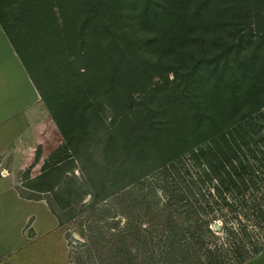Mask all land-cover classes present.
Listing matches in <instances>:
<instances>
[{
	"label": "trees",
	"instance_id": "1",
	"mask_svg": "<svg viewBox=\"0 0 264 264\" xmlns=\"http://www.w3.org/2000/svg\"><path fill=\"white\" fill-rule=\"evenodd\" d=\"M0 23L64 131L27 187L62 209L156 175L205 264L264 250V0H0ZM124 42L164 82L178 70L168 92L129 98ZM70 53L97 87L58 85L79 73Z\"/></svg>",
	"mask_w": 264,
	"mask_h": 264
},
{
	"label": "rangeland",
	"instance_id": "2",
	"mask_svg": "<svg viewBox=\"0 0 264 264\" xmlns=\"http://www.w3.org/2000/svg\"><path fill=\"white\" fill-rule=\"evenodd\" d=\"M9 34L15 47L18 46L17 32L9 31ZM123 48L130 63L122 80L131 100H138L141 92L153 85L165 86L164 92L169 91V82L177 75V69H168L166 83L156 71H149L144 66L132 45L124 42ZM68 59L78 67L79 73L67 82H58L62 89L72 87L75 93H79L83 88L98 86L95 73H86L83 61L76 54L70 53ZM33 69L35 79L40 78V68ZM109 99L113 105H117L115 97L110 96ZM41 101L43 105L37 125L47 119L50 129L45 127L44 132L41 131L42 142L38 144L40 140L36 128L33 152L36 155L40 150V157L53 150L64 134L56 126L57 107L47 106L42 98ZM41 164L42 160L32 165H24L23 161L17 164V170L21 167L18 171L19 185L24 186L20 188L21 193L50 200L63 219L61 230L67 236L69 250L68 263L65 256H59L54 250L48 249L45 251L47 259L41 264H205L194 242L184 231L180 219L166 204L165 195L158 185V176H144L95 205L86 206L74 201L61 209L53 191L33 192L26 188L28 176L40 173ZM74 172L78 174V170ZM88 198L86 196L84 200ZM262 252L238 264H264V250ZM15 260L20 261L17 258ZM21 264H27V260Z\"/></svg>",
	"mask_w": 264,
	"mask_h": 264
},
{
	"label": "crops",
	"instance_id": "3",
	"mask_svg": "<svg viewBox=\"0 0 264 264\" xmlns=\"http://www.w3.org/2000/svg\"><path fill=\"white\" fill-rule=\"evenodd\" d=\"M42 105L39 91L0 23V263L41 264L48 249L69 262L67 236L61 230L64 223H59L44 197L23 195L20 188L24 186L19 185L21 167L17 170V164H36L47 156L36 160L33 152L36 130L40 140L41 131L50 129L47 119L37 125ZM36 175L28 176V181Z\"/></svg>",
	"mask_w": 264,
	"mask_h": 264
},
{
	"label": "water",
	"instance_id": "4",
	"mask_svg": "<svg viewBox=\"0 0 264 264\" xmlns=\"http://www.w3.org/2000/svg\"><path fill=\"white\" fill-rule=\"evenodd\" d=\"M214 227H215V228H219V223H216V224L214 225Z\"/></svg>",
	"mask_w": 264,
	"mask_h": 264
},
{
	"label": "built area",
	"instance_id": "5",
	"mask_svg": "<svg viewBox=\"0 0 264 264\" xmlns=\"http://www.w3.org/2000/svg\"><path fill=\"white\" fill-rule=\"evenodd\" d=\"M57 128L61 130V126L59 124H56Z\"/></svg>",
	"mask_w": 264,
	"mask_h": 264
}]
</instances>
